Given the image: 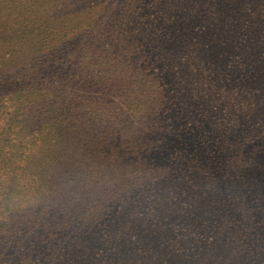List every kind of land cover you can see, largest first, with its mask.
<instances>
[{"label": "trees", "instance_id": "trees-1", "mask_svg": "<svg viewBox=\"0 0 264 264\" xmlns=\"http://www.w3.org/2000/svg\"><path fill=\"white\" fill-rule=\"evenodd\" d=\"M254 6L264 8V0H0V10L4 11L1 21H9L13 26L0 31V44L4 41L12 48L3 54L4 60L13 63L32 49L39 51V43L49 50L46 60L53 63L40 66L36 74L26 70L19 76L4 73L0 77L1 82L19 84L2 107L15 110L0 125V226L7 227L11 213L34 201L49 200L47 205L53 210L60 202H69L73 196H66L67 189L74 192L81 188L88 168L97 174L93 183L105 177L99 172L105 147L114 135L127 129L129 110L145 125H149L147 119L151 117L169 118L168 127L177 139L172 141L168 161L147 169L124 185L118 182L104 206L80 201L69 218H59L47 227V236L58 241L66 236L76 242L74 233L94 232L104 216L110 219L113 215V219L121 220L127 212L119 215L131 201L140 205L138 209L143 208L141 212L154 213L155 202L149 197H167L164 191L160 193L159 184L170 181L166 209L172 214L158 225L155 222L153 228L147 223L140 231L136 217L125 228H118L121 247L108 264H122L125 258L129 260L127 264H135L142 253L151 255L147 264H264V249L251 260L230 251L214 257L215 249L223 248L222 243L204 246V255L200 257L166 259V255L157 259L160 251L156 250V245H174L178 222L173 217L179 204L190 200L188 187L184 189L187 196L178 198L172 178L189 170L200 178L208 174L207 167L201 169L202 160L189 158L188 154H194L193 147L201 145V138L217 128L218 119L209 114H229L235 106L241 110L253 99L247 95L252 82L246 78L229 80L235 63L227 65L220 60L225 49L235 50L228 41L237 34L252 37L264 52V40L259 39L264 36V15L254 16ZM76 7L86 10L74 14ZM86 20L90 21L89 28L82 35L79 22ZM67 25L69 31L65 30ZM69 32L70 40L64 38ZM198 50L206 52L209 61L191 62L189 54ZM7 66L12 64H4L3 69ZM51 73L55 77H47ZM59 74L62 84L56 83ZM228 80L231 83H226ZM236 85L240 90L232 99L228 93ZM69 86L103 94L65 99L62 93ZM106 93L124 99L126 109L112 103ZM204 119H209L207 125ZM141 146L150 149L153 142L146 141ZM178 149H184L187 155L178 157ZM106 170L114 174L113 180H120L115 176V168ZM217 178L215 175L214 181L207 180V187L223 203L222 196L227 200L230 195L221 185L216 186ZM242 181L244 188L248 187H235L237 199L242 193L244 197L251 196L249 190H253L247 178ZM259 195L254 191V205L261 200ZM144 197L148 201H143ZM180 198L184 201L178 203ZM244 205V201L238 205L242 212ZM78 223L81 226L76 228ZM208 223L202 226L203 235L212 232ZM157 230L158 236L154 235ZM151 236L162 244L151 246ZM216 236L221 239L220 232ZM108 237L101 239L106 250L110 244ZM250 252L254 253L253 247Z\"/></svg>", "mask_w": 264, "mask_h": 264}, {"label": "rangeland", "instance_id": "rangeland-1", "mask_svg": "<svg viewBox=\"0 0 264 264\" xmlns=\"http://www.w3.org/2000/svg\"><path fill=\"white\" fill-rule=\"evenodd\" d=\"M76 8L77 12L74 14L86 10L85 7ZM252 10L254 16L264 15V8L256 9L254 6ZM3 18L4 11L0 10V31L12 29V23L1 21ZM79 23H82L81 33L83 35L89 28L90 21H80ZM65 30L69 31L68 25L65 26ZM71 36L72 33L69 32L64 38L70 40ZM259 39L264 40V36L259 37ZM228 43L235 50L225 49L220 60L223 63L227 62V65L230 62L235 63V69L229 71L228 79L246 78L252 82L248 86L247 95H252L253 99L249 100L245 106H241V110H237V106H235L232 107L233 109L229 114L216 116L209 114V117L218 119L217 128L213 130L214 133L201 138V145L193 147L194 154H188L189 158L201 159V169L207 167L206 172L208 174L200 178V175L195 176L189 170L172 178V187L174 193L178 194V198L179 196H187L184 189L188 187L190 200L178 199V203L182 200L185 205L179 204V211L173 217L178 222L174 231V245L172 247L156 245V250L160 251L157 259L164 258L166 255H168L166 259H179L186 255L200 257L204 255V246L208 244L222 243L223 245V248L218 246L215 249L212 254L214 257H218L225 251H230L234 255L241 254V258L247 260L259 257L262 249H264V52L255 44L252 37L237 34L231 37ZM36 48L39 51L32 49L33 52L23 54L16 62L9 63L4 60L3 54L12 48L3 41L0 44V77L4 73L19 76L26 70L36 74L39 67L44 66L45 63L48 62L52 65L53 63L46 60V53L49 52V50L46 51V46H39L38 43ZM9 55L6 54L7 57ZM189 58L191 62H207L210 59L206 52L200 50L197 53L189 54ZM4 64H12V66L3 69ZM60 66L62 64L58 68ZM197 66L201 67L202 63H197ZM53 74L51 73L47 77H55ZM56 78V83L62 84L60 74ZM229 80L226 83H231ZM1 81L0 79V125H3L4 118L9 117V112L15 108L2 107L11 95L10 92L16 89L19 84ZM239 90V86L230 90L228 97L233 99ZM97 94L101 95L103 91L92 93L89 89H77L74 86H69L62 93V96L65 99H71L73 96L85 98ZM106 97L112 103L115 104L116 102L120 109H126L124 99L112 93H106ZM9 103L11 104V102ZM127 117H129L127 129L114 135L105 147L104 157L99 164V172L105 177L97 178L95 179L96 183H93L97 174L88 168V173H84L85 182L81 188L74 192L67 189L66 196H73L69 202H60L61 205L58 204L57 208L53 207V210L47 205L49 200L47 202L41 199L11 213L7 219L10 224L7 227L0 226V264H25L26 261L27 264H108L116 255L113 253L121 247L119 246V233H116L119 231L118 228H125L129 221H133L134 217L138 220L140 231L144 230L143 226L147 223L153 228L155 222L158 225L160 223L157 222L172 214L166 209L167 202H169L167 198L169 195L168 186L171 182L163 181L159 184L160 193L162 194L164 191L167 197L162 195L159 198L157 194L149 197L151 201L155 202L152 205L154 213L147 215L145 212H141L143 208L138 209L140 205L136 201H131L127 209L125 207L124 210L126 211L119 215L121 217L127 212L121 220L113 219V215L110 219L104 216L98 220L101 225H97L94 232L78 231L74 233L73 237H77L76 242H71L66 236L59 241L47 236V227L58 221L59 218H69L73 212V207L80 201L85 204L94 203V205L104 206L107 196L110 191L116 189L115 185L118 182L124 185L126 181L147 169L168 161L169 152L174 146L172 141L177 139L176 133L174 134L168 127L169 118L163 117L160 120L157 117H151L147 119L149 125H145L129 110ZM194 120L196 121V118ZM208 122L209 119H204L206 125ZM219 127H221L220 130H218ZM146 141L153 142L150 149H144L141 146ZM184 155H187L184 149H178V157H184ZM109 167L116 169L115 176L120 180H113L114 174L108 173L106 170ZM95 170L98 171L97 168ZM208 175L209 178H207ZM215 175L218 177L216 186L221 185L230 195L227 200H225L226 197L222 196L223 203L221 197L207 187V180L212 179L214 181ZM191 176H193V180H189ZM241 178H247L253 185V190H249L251 196L244 197L242 193V197L237 199L235 187L240 186L243 189L248 187L244 188V182ZM254 191L261 194L259 195L261 200L257 201L256 205L251 202ZM64 198L65 196L62 197V199ZM146 200L148 201V197L143 198V201ZM243 201L245 211L242 212L238 205ZM206 222H209L208 229L212 232L203 235L205 228L202 226H205ZM79 226L81 225L78 223L76 228ZM165 232L169 233L167 230ZM218 232L221 233V239L216 236ZM158 233L159 230L154 235L158 236ZM107 236H109L108 240L110 241L109 250H106L107 246L101 242V239ZM84 238L89 240L85 241ZM82 240L86 242L84 245ZM149 242H151V246L162 244L157 237L152 236L149 238ZM62 247L65 249L63 252ZM250 247L254 249L252 254ZM240 248L244 249L246 253ZM62 253L64 254L61 256ZM149 261H151V255L142 253L135 264H147ZM127 263L129 260L125 258L122 264Z\"/></svg>", "mask_w": 264, "mask_h": 264}]
</instances>
